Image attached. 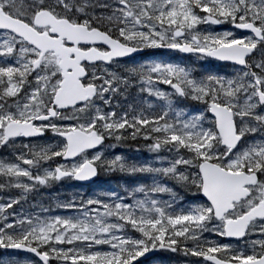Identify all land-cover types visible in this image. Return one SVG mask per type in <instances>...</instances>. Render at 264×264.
Returning a JSON list of instances; mask_svg holds the SVG:
<instances>
[{"label":"snow or ice","instance_id":"obj_1","mask_svg":"<svg viewBox=\"0 0 264 264\" xmlns=\"http://www.w3.org/2000/svg\"><path fill=\"white\" fill-rule=\"evenodd\" d=\"M0 40V146L19 149L0 161V190H19L0 200V264H140L157 250L196 258L185 264H264V0H0ZM145 49L238 67L195 78L180 64L136 62ZM133 88L161 103L122 105ZM176 98L202 107L185 118ZM129 140L167 166L104 154ZM117 171L151 183L58 202L67 216L13 208L52 182ZM161 177L194 202L177 211Z\"/></svg>","mask_w":264,"mask_h":264},{"label":"rangeland","instance_id":"obj_2","mask_svg":"<svg viewBox=\"0 0 264 264\" xmlns=\"http://www.w3.org/2000/svg\"><path fill=\"white\" fill-rule=\"evenodd\" d=\"M200 29H205V28H212L216 31H224L227 28H230V25H217L216 27L214 26H208V25H200L197 26ZM0 43H2V40H0ZM145 50H149V49H145ZM151 50V49H150ZM151 60H164L166 62H171V63H176V64H180L181 66H187L190 67L192 69V75L195 78H200L202 76L205 75H218V76H226V77H230L232 75L235 74L234 66H224L219 64L218 62L212 61V60H207V59H197L196 56H191L190 57H181L179 54L178 55H174V54H156L153 55V53H149V55L143 59H136V62H144V61H151ZM113 68H115V70L117 71H122V68H119L117 66H113ZM159 87L161 89L167 90V91H171V89H167V86L165 85H159ZM141 95V94H139ZM142 95L145 97V100H147L149 103H154L153 100H155V97H148V95L146 93H142ZM130 97H137V92L135 90V88L131 89L129 94H128V98L125 99H121V104L124 106H127V101L130 99ZM186 102H191L192 105L189 106V108L187 109H183L177 106V104H182V103H186ZM161 103V102H160ZM159 103V104H160ZM175 107L181 111H183L184 113H186L185 118H187V115H192L194 114L198 109H200L202 106L199 105L196 102L190 101V100H183L180 98H176L175 100ZM122 109H118V111H120ZM51 134H49L50 136ZM50 141H48L47 139L45 141H40V142H36L37 144H44V143H49ZM107 143H114V142H110V141H106ZM19 149H10L8 151H4V153L0 156V161H5V160H14V156L15 153H18ZM92 153V152H91ZM89 153V154H91ZM106 156H115V155H121L123 156L126 161L127 160V156L123 155V152L118 149V146L116 145L115 147H111V148H106L105 149V153ZM155 155L153 153H149L148 151L146 152L145 156H143L142 158V163H146V164H151L154 167H159V166H167L166 162L162 163H158L155 159ZM159 155L161 156H167V153H160ZM57 160L59 158H56ZM43 164V162H42ZM51 165L52 167H55V164L52 161H49L48 164H44V167H47ZM22 167H27L26 165H21ZM36 169H33V172L35 173ZM118 172V171H117ZM120 173V172H118ZM108 174H112V173H104V172H99V176L103 175L102 178H98L95 183H94V187L92 189H90L92 192L95 191V195L97 196L100 193H104V192H116L119 196H125V191L124 189L118 188L117 186H114V184H110L104 183V180L106 179V176ZM127 174H124V176H126ZM143 177H139V181L141 184V181H143V184H149L151 183V178L149 177V175L147 174H142ZM160 180H163V178L161 177ZM70 184V181H59V182H52L48 187H39L38 190L33 191L31 193L28 194L26 199H22L19 205H14L13 208L15 209V211H17L18 213L23 211L24 213H38L41 216H67L70 215L72 213H70L69 211H66L62 208L57 207V203L61 201H58L56 199H52V197H54V195H58V194H62V191L64 192L65 190L67 191V193H73L71 191V189L67 188ZM138 185L135 184L134 186ZM125 188V187H124ZM65 189V190H63ZM91 192V193H92ZM2 194H6V196H2ZM50 195L49 197V202L51 204V206L47 207V206H43L42 202L40 200V198L38 197L39 195ZM19 195V190L17 189H3L0 190V200H3L4 202H7V198L9 196H17ZM140 194H138L139 196ZM36 196L39 200H33L32 197ZM30 199L32 200H29ZM101 199H107L104 196H100ZM157 198L161 199V200H168L169 197L167 194H157ZM125 202H129V200H125ZM196 203H199L198 200H196ZM176 210L179 211V209ZM47 208L48 211L44 212L43 209ZM50 209H53L50 211ZM11 211V210H9ZM129 234H133L131 233V231L129 230ZM134 235V234H133ZM204 237L208 238V239H212L216 242L219 243H229L232 244L233 247L237 246V242L236 241H227L225 238L223 237H217L214 236L211 233H204L203 234ZM255 238V236L253 237ZM190 243V242H189ZM6 254L3 253L2 250H0V257H5ZM161 258V263L162 264H185V262L189 259H193L195 260L196 258L193 257H185L182 254L179 253H170V252H163L160 255ZM169 262V263H167Z\"/></svg>","mask_w":264,"mask_h":264},{"label":"trees","instance_id":"obj_3","mask_svg":"<svg viewBox=\"0 0 264 264\" xmlns=\"http://www.w3.org/2000/svg\"><path fill=\"white\" fill-rule=\"evenodd\" d=\"M191 58V57H190ZM145 100V97L141 94L140 95V99L139 101L137 100V97H130V99L127 101V105L128 104H141L143 107H145V109H147V105H145L143 102ZM155 104V103H154ZM192 103L191 102H186V103H182L177 104L178 107L183 108V109H187L189 108V106H191ZM143 141H126L122 144H118V149H120L123 152V155L127 156V162L129 163H136V164H141L142 158L143 156H145L146 154V149L143 147ZM103 175H100L98 178H102ZM139 177H143L142 174H137V175H126L124 176V174L122 173H118V172H114L112 174H108L106 176V179L104 180V183H110V184H114V186H117L118 188H123L127 187L129 189H131L135 184H139ZM143 181H141L142 183ZM161 183L165 184L167 187H170L173 189V191H175L178 195H177V209H181L182 207H187L190 203L194 202V197L186 192H183L179 187H177L172 181L170 180H161ZM71 191L73 193H84L81 190H78L77 188H73L71 189ZM86 192H92L90 190H87ZM95 193V191H93ZM99 196V194L97 195ZM101 198V197H99ZM196 202V201H195ZM169 263V262H167ZM165 264V263H164Z\"/></svg>","mask_w":264,"mask_h":264},{"label":"flooded vegetation","instance_id":"obj_4","mask_svg":"<svg viewBox=\"0 0 264 264\" xmlns=\"http://www.w3.org/2000/svg\"><path fill=\"white\" fill-rule=\"evenodd\" d=\"M149 53H153V55H156V54H171V53H167V52H152L150 49L149 50H145L144 54L146 56L149 55ZM150 98V96H148ZM153 98V97H152ZM155 104H159L160 101L158 100H153ZM22 139V138H20ZM46 138H39L36 140V142H40V141H45ZM12 148L10 147H4V146H0V156L4 153V151H8ZM98 176H99V173H98ZM61 181H70V184L67 188L69 189H73V188H77L78 190H81L82 192L84 193H67V191L65 189L64 192L62 191V194H58V195H54V197H52V199H56L58 201H61L62 203L63 202H66V201H70L73 197H76L77 199H87L89 197H97L94 192L90 193V192H86L87 190H90L92 189L95 185L93 183L89 184V185H82L78 182H75L74 180H71V179H62ZM91 191V190H90ZM2 196H6V194H2ZM42 202V205L43 206H51L50 204V200H49V197L50 195H39L38 196ZM33 200H39L36 196L32 197ZM29 200L30 197H29ZM32 201V200H31ZM53 210V209H50V211ZM134 234V233H133ZM2 250V249H0ZM4 254H6V250H2ZM154 256L141 262L140 264H162L161 263V258H160V255L161 253L165 252V251H162V250H157V251H154ZM14 254H17L20 258H23V257H31L32 259H35V257H32L31 254H19V253H16V252H13ZM171 253V252H170ZM51 264H57V262L55 260L51 261Z\"/></svg>","mask_w":264,"mask_h":264},{"label":"water","instance_id":"obj_5","mask_svg":"<svg viewBox=\"0 0 264 264\" xmlns=\"http://www.w3.org/2000/svg\"><path fill=\"white\" fill-rule=\"evenodd\" d=\"M214 26H217V25H214ZM237 31H238V30H237ZM152 50L168 51V52H176V53H179V54H180L181 56H183V57H188V56H192V55H193V54H191V53H180V52H178V51H172V50H167V49H152ZM144 52H145V51H143V52H138V53H136V54H134V55H135V57H138V56H141ZM194 56H195V55H194ZM204 59L212 60V61L218 62V63H220V64H225V65H231V66H233L230 62L217 61V60H215V59H213V58H210V57H206V58H204ZM234 67H238V66H234ZM30 139H31V138H30ZM98 149H99V146H98L96 149H89V150H88V153L94 152V151H96V150H98ZM97 176H98V175H97ZM97 176H95V177H93V178H91V179H89V180H86V181H75V180H74V181H75V182H78V183H80V184H82V185H89V184L93 183V182L97 179ZM226 239L229 240V241H232V240H233V239H230V238H226ZM7 251H10V252H16V250H7ZM154 253H155V252H149V253H146L144 257H140V258H139V262L141 263V262H143V261H145V260L151 258L152 256H154ZM19 254H29V253L19 252ZM134 264H136V262H134Z\"/></svg>","mask_w":264,"mask_h":264}]
</instances>
